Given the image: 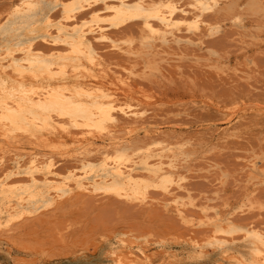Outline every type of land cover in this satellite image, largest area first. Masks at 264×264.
<instances>
[{
  "label": "rangeland",
  "instance_id": "obj_1",
  "mask_svg": "<svg viewBox=\"0 0 264 264\" xmlns=\"http://www.w3.org/2000/svg\"><path fill=\"white\" fill-rule=\"evenodd\" d=\"M24 1L0 0V27L9 23ZM41 1L44 8L51 9L47 25L53 36L56 34L53 24L61 19L60 3L92 4L85 9L92 12L84 21L82 17L70 25L104 27L113 41L93 42L97 50L93 60L96 77L85 78L86 84H92L97 95H104L115 104L136 112L137 119L119 115L116 124L90 136L96 134L94 137L101 140L130 134L133 137L128 145L141 147L132 153L133 158L141 160L149 155L164 154L175 159L185 178V191H182L185 194L181 196L188 205L180 206L179 210L177 205L176 208L169 203L170 196L158 188H150L149 198L141 203L111 194L83 196L82 193L78 197L77 192L76 196H67L71 199L65 196L56 200L58 204L55 201L48 209L40 208L39 214L36 211L25 215L24 221L17 220L9 231L7 227H0V264H119L120 257H125L129 248L135 251L137 247L148 251L151 260L146 263L140 260L138 264H230L232 254L248 260L251 244L246 238L247 232L264 233L261 208L264 204V14L261 0H208L216 5L203 14L200 31L191 33L183 23L174 36L168 37V46L160 38L144 35L139 20L113 28L111 14L93 0ZM129 1L147 8L171 4L186 9L188 14L196 11L193 0ZM250 4L256 7H245ZM85 10L82 14L87 13ZM79 16L81 14L77 18ZM209 26L218 28L212 32ZM39 40L34 46L41 44L36 49L45 59L55 61L58 56L70 54L64 50L63 43ZM113 43L123 50L114 48ZM89 69L86 61L84 71ZM84 71L80 74L82 77ZM65 128L56 132V141L45 136L22 139L19 145L27 144V152L33 148L47 153L53 147L55 151L60 150L54 155L56 171L66 175L79 166L74 147L82 130ZM6 130L0 126L1 135L7 134L3 133ZM154 139L157 142L149 144ZM99 157L95 151L87 160L92 158V168L96 167L93 173L105 178L98 168ZM9 159L7 157L0 166V175L9 168L6 171L8 183L14 180L13 185L23 186L20 179L26 186L28 175L22 173L23 170L18 175V171H12ZM13 202L17 204L16 200ZM217 214L229 216L230 227L237 231L213 236L210 222ZM223 225V228L227 226ZM217 235L232 239L224 240Z\"/></svg>",
  "mask_w": 264,
  "mask_h": 264
},
{
  "label": "bare ground",
  "instance_id": "obj_2",
  "mask_svg": "<svg viewBox=\"0 0 264 264\" xmlns=\"http://www.w3.org/2000/svg\"><path fill=\"white\" fill-rule=\"evenodd\" d=\"M88 1L86 0V2ZM93 1L96 4L103 5L104 10L111 14L113 28L117 29V27L119 28L120 25L122 26L126 22L139 20L140 24H142V33L150 36V38H160L165 46H168V37L175 34L183 23L187 25V30L190 31L188 24L192 23L198 16L200 22L197 29H193L190 32H199L203 23L202 16L208 12L202 11L198 7L201 0H193L196 11L192 14H188L186 9L174 7L171 12L159 8L160 18L145 16L143 12L134 16H125L119 12L112 11V9H120L121 5L126 6V8L139 5L144 11L152 8H147L140 3L131 4L129 0ZM203 2L211 4L208 0H203ZM42 3L41 0H25L18 6L19 11H14L9 23L5 27H0V89H2L0 96L4 97V106L0 110V114L7 117L8 108L22 113L16 124L11 123L7 119L0 122V126L7 128L3 132L7 134H0V166L9 157V161L13 164L11 165L14 169L12 171H18V175L21 173L19 171L23 170L22 173L28 175L26 182L29 181L25 186V181L19 179V182H24L23 186L21 184V186H16L13 185L14 180H12V182L10 181L11 185L9 184L10 182L8 183L9 176L6 172L9 168H5L2 171V178H0V227H7L5 229L9 231L11 226L13 227L14 223H17V220L23 219L24 221L25 215L34 213L42 207H50L56 200L65 196L71 197V194L76 196L77 192L79 193L78 197L82 193L83 196L84 194L85 196L87 194H96L97 196L111 194L130 202L138 201L141 203L149 198L148 191L150 188L163 190L162 186L166 185L168 190L163 191L170 196H168L170 204L173 203L175 207L177 205L179 210L180 206L188 205L181 196L182 191H185V185L183 184L185 178L181 175L183 171H179L175 159L164 154L149 155L141 160L133 158L132 153L140 150L141 147L131 148L128 145L133 137L130 134H123L119 138L105 137L106 139L102 138L101 140L99 139L101 137H94L96 134L92 136L94 138L90 136L95 131H100V133L106 131L110 124H116L119 115L129 119H137L136 112L130 111L122 105L115 104L112 99L104 95H97L95 87L92 84H86L85 78L92 80V78L96 77L93 60L96 58L97 50L94 48L93 42L113 41L104 27L97 29L85 28L86 24H84L74 28L70 25L79 19L81 20L82 17V21H84L85 17L92 12H87L85 9L92 7V4L89 3L85 6L77 1L60 3L61 19L56 24H53L56 32L53 36V31H49L50 28L48 29L47 25V21L50 20V14L48 13L51 9L44 8ZM28 4H32L34 7L27 8L26 5ZM212 5H214L213 10L216 4ZM66 6L68 7L66 8ZM84 10L87 12L86 14H82L85 13L83 12ZM178 10H180L179 14ZM80 14V18H77ZM177 21H183V23L173 27L172 25ZM145 24L150 27H145ZM153 29L156 31H152ZM39 39L45 42L50 40L54 44L63 43L65 45L63 47L64 50L70 53L69 56H58L55 61L51 58L45 59L40 51L37 50L41 44L39 47L37 46L38 48L35 47V41ZM20 45L24 48L20 49L18 47ZM53 46L55 48V45ZM112 46L123 50L117 44L113 43ZM17 52L19 54H16ZM82 59L85 60V63L86 61L88 62L89 70L84 71L85 63H83L84 61L82 62ZM83 71L84 75L82 77L80 74ZM57 89L67 90L61 93V100L59 101L66 105V110L63 114L46 113L41 105L48 102L50 93ZM8 93H12L14 99H9ZM24 93H27V95H24ZM66 126L67 129L72 127L82 130L81 133L78 131L80 134L79 141L78 145H76L77 147H74L79 166L69 170L66 175H61L56 171L54 155L60 153V150L55 151L54 149L56 148L53 147V150L47 153L44 149L40 150L32 147L33 149L27 152V144L19 145L22 139L32 140L45 136H51L49 140L56 141L58 139L56 132L59 130L61 132V129L63 131L64 129L66 130ZM100 141L101 144H96L97 142L100 143ZM156 142L155 139L150 140L149 144ZM18 149L26 151L21 152ZM95 151L100 155V167L98 168L100 172L106 175L105 178L93 173V168L95 169L96 167L92 168V162L90 163V161H93L91 159H94V157L87 160L88 155ZM118 155L126 159L118 160ZM139 171H144L145 173H140ZM143 176L148 177L144 178ZM171 186H174V188ZM177 192H181L179 193L180 196ZM66 197L65 199H71ZM168 199L166 198V200ZM12 200H16L17 204H14V202L12 204ZM230 222L229 216L223 217L217 214L210 222L213 226L211 230L214 232L213 236L219 232L234 233L237 231L230 227ZM223 223L227 225L225 228L222 227L224 226ZM260 235H264V233L261 234L257 230L248 231L246 238L251 244L250 258L248 260L246 258L244 261L240 259L241 257H237V254H232L229 257L231 260L230 264H253V262L254 264H264V255L259 254L264 251V245L256 238ZM220 237L223 236L220 235L218 238ZM214 238L218 239L217 237ZM224 238L230 239V241L232 239L226 236ZM227 252L229 251L224 253L228 254ZM224 253L222 252V254ZM149 254L142 247H137L135 251L129 248L127 255L120 257V260L118 258L119 262H117L119 264L121 262L124 264H138L142 260L146 263L151 261L149 260Z\"/></svg>",
  "mask_w": 264,
  "mask_h": 264
},
{
  "label": "snow or ice",
  "instance_id": "obj_3",
  "mask_svg": "<svg viewBox=\"0 0 264 264\" xmlns=\"http://www.w3.org/2000/svg\"><path fill=\"white\" fill-rule=\"evenodd\" d=\"M213 6L214 5H212V4L204 3L203 0H201V2L198 4V7L202 11H209V12L212 11ZM26 7L27 8H32V7H34V5L28 4V5H26ZM67 7L68 6H66V8ZM160 7H167L169 9V12H171L174 9V5H171V4L164 5V6H159V5L158 6H154L152 9H149L148 11H144L142 8H140L139 5L130 6V7H127V8H126V6L121 5L120 9H112V11L119 12L122 15H125V16H134V15L140 13V12H143V14L145 16H156V18H160V13H159V8ZM245 7H256V6L250 4V5H245ZM260 8H261L262 14H264V0H261ZM16 11H19V9H16ZM113 19H116V18H113ZM199 22H200V18L198 16V17H196V19L192 23L188 24L189 30L191 31L193 29H197V26H198ZM181 23H183V21H177L172 26L175 27L177 24H181ZM145 27H150V26L148 24H145ZM209 27L211 28L212 32H215L217 30V28H218V26H216V27L209 26ZM152 31L155 32L156 30L153 29ZM57 75H60V74H57ZM0 91H2V89H0ZM64 91H67V90L66 89H57L54 92H51L49 101L46 102L44 105H41L42 109L46 113L55 112L57 114H63L64 111L66 110V105L64 103H60L59 101L61 100V93L64 92ZM24 95H27V93H24ZM8 98L9 99H14L13 94L12 93H8ZM3 106H4V97L0 96V110L3 109ZM7 112H8L7 117H5L4 115L0 114V122H2L5 119H7L11 123L16 124L18 118L22 115L21 112H17L15 110L11 109V108H8ZM21 130H25V129H21ZM117 159L118 160H125L126 158L123 157V156H119L118 155ZM162 187H163L164 191L168 190L166 185H163ZM261 208H262V210H264V204L261 205ZM253 235H255V234H253ZM256 238L260 240V243L262 245H264V235L257 236ZM259 254L260 255H264V251L260 252ZM253 264H254V262H253Z\"/></svg>",
  "mask_w": 264,
  "mask_h": 264
}]
</instances>
